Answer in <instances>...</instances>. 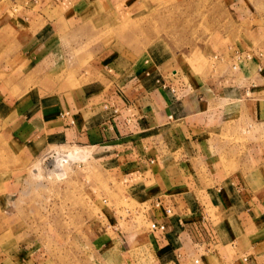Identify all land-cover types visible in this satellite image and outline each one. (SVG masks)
I'll return each mask as SVG.
<instances>
[{
	"label": "crops",
	"instance_id": "1",
	"mask_svg": "<svg viewBox=\"0 0 264 264\" xmlns=\"http://www.w3.org/2000/svg\"><path fill=\"white\" fill-rule=\"evenodd\" d=\"M207 1L217 3L207 9L218 24L212 36H224L226 15L231 32L245 34L243 42L235 38L238 45H217L210 36L203 46L224 54L233 48L229 64L179 71L159 42L148 48V66L107 45L94 48L88 79L76 84L63 74L71 72L67 47L79 49L83 35L135 17L139 0H0V145L15 164L0 172V264H45L37 247L6 238L27 167L53 145L92 148L140 205L147 225L141 233L114 229L95 240L116 254L115 264H264V141L250 140L259 154L241 156L248 164L219 173L220 183L199 180L210 173L213 127L244 115L264 128V14L255 6L264 0ZM235 50L252 54L236 70ZM157 199L169 217L154 206ZM102 215L91 226L108 221ZM153 220H164L166 232H151Z\"/></svg>",
	"mask_w": 264,
	"mask_h": 264
},
{
	"label": "rangeland",
	"instance_id": "2",
	"mask_svg": "<svg viewBox=\"0 0 264 264\" xmlns=\"http://www.w3.org/2000/svg\"><path fill=\"white\" fill-rule=\"evenodd\" d=\"M209 4L217 10V3L207 0H139L135 17L103 24L92 35H83L87 39L79 49L67 47L65 68L71 72L63 74L76 84L87 80L85 76H88L92 54L96 52L94 48L107 45L119 50L125 48L131 56L137 57L135 63L148 66L151 52L148 48L159 42L161 55L175 57L179 71L186 69L185 64L206 72L216 70L215 66L220 62L229 64L233 48L224 54L226 51L218 53L216 49L205 51L203 46L210 36L216 44L224 40L232 46L238 45L235 38L243 42L246 37L243 33L235 35L231 32L234 25L227 15L222 26L224 36L217 32L212 36L211 30L218 24L216 19L208 16ZM255 6L260 14H264V1H258ZM76 68L83 72L80 77L74 71ZM253 139L264 141V128L256 130L255 124L244 115L228 119L221 127H213L210 173L205 177L201 175L200 183L216 185L223 180L219 173H231L237 167L235 165L246 166L248 161L242 162L240 157L260 151L248 146ZM47 150L50 155L47 159L44 153L41 154L25 171L21 192L17 195L13 227L10 218L3 219L4 223L7 221V227L4 225L3 228L9 230L11 227L12 230L11 234L8 231L6 240L15 237L21 245L37 247L44 252L45 264H115L118 257L113 256L116 254L112 255L108 247L95 240L106 234L113 235L114 229L141 233L147 225L140 205L126 196L121 182L95 160L92 148L53 145ZM71 151L80 153L64 162L62 171L57 172L54 169L57 155ZM235 157L237 161H234ZM196 166L200 169L201 163ZM13 167L14 161L0 145V172ZM60 172L64 175L58 176ZM103 213L109 222L91 226L95 219L104 218Z\"/></svg>",
	"mask_w": 264,
	"mask_h": 264
},
{
	"label": "built area",
	"instance_id": "3",
	"mask_svg": "<svg viewBox=\"0 0 264 264\" xmlns=\"http://www.w3.org/2000/svg\"><path fill=\"white\" fill-rule=\"evenodd\" d=\"M232 57H233V60H234L233 63H232V69L236 70V69H238L239 64H240L241 61H245V60L252 59V54H250V53H245L244 54V53H242V52H240L238 50H235ZM262 69H263V66L261 64H258L257 71L260 72V71H262ZM245 93L248 94L249 91L246 90ZM49 156L47 154L45 156V158L47 159ZM154 206L156 208H162L165 217H169L172 214V211H171V209L169 207H163L162 206V202H161L160 199H157L154 202ZM148 229L151 232H154V231L166 232V230H167V223L164 220H153V221L149 222ZM193 262L194 263H197L198 262V258H195L193 260Z\"/></svg>",
	"mask_w": 264,
	"mask_h": 264
},
{
	"label": "bare ground",
	"instance_id": "4",
	"mask_svg": "<svg viewBox=\"0 0 264 264\" xmlns=\"http://www.w3.org/2000/svg\"><path fill=\"white\" fill-rule=\"evenodd\" d=\"M79 153L78 152H73L72 153V151H71V153H67V154H58L57 157H56V160H55L56 163L54 165V169L57 172L62 171L61 169H62V166H63L64 162H67V161L69 162L68 159L73 158L74 156L79 155ZM62 175H64L63 172H60V174L58 173V176H62Z\"/></svg>",
	"mask_w": 264,
	"mask_h": 264
}]
</instances>
